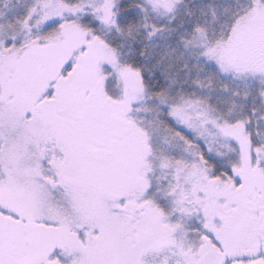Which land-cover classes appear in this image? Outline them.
I'll use <instances>...</instances> for the list:
<instances>
[{
    "label": "snow or ice",
    "instance_id": "snow-or-ice-1",
    "mask_svg": "<svg viewBox=\"0 0 264 264\" xmlns=\"http://www.w3.org/2000/svg\"><path fill=\"white\" fill-rule=\"evenodd\" d=\"M0 264H264V0H0Z\"/></svg>",
    "mask_w": 264,
    "mask_h": 264
}]
</instances>
